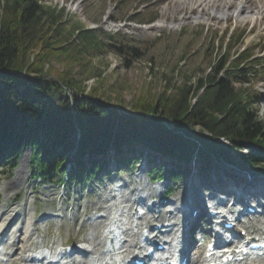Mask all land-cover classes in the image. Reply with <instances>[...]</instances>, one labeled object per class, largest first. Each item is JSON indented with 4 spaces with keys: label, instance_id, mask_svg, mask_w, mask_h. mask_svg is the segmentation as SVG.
<instances>
[{
    "label": "trees",
    "instance_id": "1",
    "mask_svg": "<svg viewBox=\"0 0 264 264\" xmlns=\"http://www.w3.org/2000/svg\"><path fill=\"white\" fill-rule=\"evenodd\" d=\"M70 20L64 9L38 0H0L1 161L14 166L11 156L29 146L37 177L62 180L59 157L50 158L52 150H46L49 144L42 137L69 144L68 137L78 128L81 151L108 148L119 141H147L177 158L198 148L201 159L216 154L232 160L236 151L241 167L264 168V152L237 149L243 145L264 147V123L257 111L260 96L249 85L259 61L252 59L251 49L230 58L229 51L240 42L241 33L228 37L223 55L211 58L213 41L196 56L192 48L200 32L185 31L188 39L178 55L174 57L172 50L166 54L171 75L163 74L158 90L134 92L130 101L120 104L119 113L109 102L104 105L95 97L107 79L104 69L88 67L86 77L97 76L100 85L87 92L71 73H83L91 58H103L109 52L115 51L128 61L127 56H140L155 43L133 44L120 33L105 36L101 30L90 31ZM222 41L217 43L219 47ZM164 52L148 59L162 60L168 53ZM181 60L188 65L181 66ZM55 61L65 64L57 75L50 73ZM175 74L181 75V82L175 80ZM65 90L73 91L72 105ZM100 168L93 165L90 171L97 173Z\"/></svg>",
    "mask_w": 264,
    "mask_h": 264
},
{
    "label": "rangeland",
    "instance_id": "2",
    "mask_svg": "<svg viewBox=\"0 0 264 264\" xmlns=\"http://www.w3.org/2000/svg\"><path fill=\"white\" fill-rule=\"evenodd\" d=\"M39 1L64 9L69 14L70 21H78L80 24L90 28L98 27L105 34L115 33L118 30L124 37L131 38L134 41L131 42L133 44L137 41H146L149 44L153 41L155 43L153 47L150 45V49L140 56H127L129 58L128 61H125L120 54L114 51L109 52L103 58H91L83 73L73 70L74 73H71V76L77 81L76 83L79 86H85V92H87L91 87L98 88L100 85L97 82L99 81L97 76L86 77L89 72L87 70L88 67L104 69V75H107V79L99 87L95 97L105 103L109 102L112 106L125 105L128 100L130 101L133 93L140 89L150 88L152 91L158 90L164 82L163 74L171 75L169 71L171 61L166 54H169V51L172 50L174 51V57L178 55L177 53L180 52L183 44L188 39L186 32L192 33L195 31L201 33L196 38V43L192 48V53L196 56L201 54L200 52L211 40L216 42L223 35H226L227 38L232 31H242V41L231 49V55L237 54L247 43L248 38L253 36V41L248 46H253L255 54L262 56L264 59V19L257 18L259 12L257 8L246 10L238 15V11L232 13L231 7L228 9V15L222 17L220 15L219 17V14H215L214 11L220 10L221 4L217 5L216 3L204 6L202 4L198 5L199 3L196 0L193 2L192 0ZM241 1L235 0L234 4ZM118 22L123 24V26L117 28L115 25ZM155 23H159L161 27H149V25L152 26ZM227 42L228 40L224 39V45ZM162 51L168 52H164L165 57L162 60L161 58H157L155 61L148 59L150 55L161 53ZM218 53V50L212 52L211 58L217 57ZM186 65H188V62H182L181 66L185 67ZM50 68V73L57 75L56 72H61L65 69V64L55 61ZM94 69L93 71H96ZM157 69L160 72H157ZM257 75L264 79V71ZM191 78V81H194L195 76ZM175 80L181 82V75L175 74ZM252 87L256 92H259L262 99L264 96V81L256 82ZM258 111L261 118L264 119V102ZM75 140L76 136L73 135L71 141L75 142ZM30 153L29 147L23 148L15 159L16 167L12 171H9L3 165L0 166V210L11 205L13 208L24 210L25 215L29 217L32 211H35L36 216L45 212L65 211L67 217L77 212L79 216L75 217L71 222H68L69 220L64 214L65 219L63 221L56 220L40 229V231L44 229V232L40 233L38 240L42 239L47 244L63 241L68 244L76 243L83 237H88L94 231V227L98 228L97 232L94 231L95 234L102 233L103 229L100 225L98 227L97 223L82 227L78 223L79 220H83L85 217L84 210L94 211L98 207L107 206L102 201L104 198L110 197L112 189L111 186H107V189L102 190L107 183L105 181V183L101 184L99 181L103 176L102 173L94 177L92 182L86 186L75 185L76 183L70 181L65 186L43 185L40 181L33 179L34 166L30 162ZM18 170L19 177L17 175ZM257 173L264 175L262 169L258 170ZM137 174L136 168L132 171L123 167V170L116 178L119 177L121 179V185L138 189L139 187L135 181L137 179L135 175ZM16 176L17 180L15 179ZM10 180L13 182L14 180L19 181L20 187L18 190L12 191L10 188H4L5 184L9 183ZM184 187L181 181L176 182L169 200H174L179 195L184 197L186 190ZM159 197H162L161 193ZM64 201H68V203L63 206L62 202ZM6 210L9 211V209ZM149 216L150 219H155L156 214ZM163 222L164 220L159 221L160 224H163ZM154 223H157V221H154Z\"/></svg>",
    "mask_w": 264,
    "mask_h": 264
},
{
    "label": "bare ground",
    "instance_id": "3",
    "mask_svg": "<svg viewBox=\"0 0 264 264\" xmlns=\"http://www.w3.org/2000/svg\"><path fill=\"white\" fill-rule=\"evenodd\" d=\"M194 0H192L193 2ZM197 3H199L198 5L202 4V5H212V4H216L220 5L221 4V9L218 11H214L215 14H219V17L221 15L225 16L229 14L228 9L232 7V13H235V11H238V15L241 12H244L246 10H252L254 8H257L259 10L258 12V17L257 18H261L264 19V0H242L240 3L234 4L235 0H196ZM195 1V3H196ZM189 3V2H188ZM187 3V4H188ZM186 4V5H187ZM213 9V8H212ZM211 10V9H209ZM216 10V9H215ZM235 16V15H234ZM150 27V26H149ZM151 27H161V25L159 23H155L154 25H152ZM150 27V28H151ZM19 169V168H18ZM142 174V173H141ZM18 177H19V170L17 173ZM138 183H145V178L141 175H138ZM226 177H228L227 174H225ZM17 180V176L15 178ZM235 181V180H232ZM259 180H255V181H250V182H244L241 183L242 186L244 187V189L246 190V192H248L249 194H253L256 192V187L259 183H257ZM20 187V183L19 181H15L14 182L12 180H10L9 183H6L4 188L5 189H12V191H16L18 190ZM215 188V186H213ZM11 191V192H12ZM7 192V191H6ZM9 192V191H8ZM154 194H159L160 192L157 190L153 191ZM231 193V192H230ZM227 193V194H230ZM120 194V201L119 203H121L123 205L122 208L125 209V207H127V210H132L133 206L135 205V200L141 201L143 200L144 197H146L145 193L139 191V189H135V188H129L127 186H123L121 189L119 188V192L117 193V195ZM132 194H135V198L134 200L132 199ZM183 195H179L176 199V201H180L183 198ZM99 203V202H97ZM117 204L116 203H112V205L109 208V212H111V210H116L117 209ZM161 206H163L164 208L166 207L164 204H162ZM168 208H171L173 210H175L174 208H172L171 206H169ZM154 208L151 207L149 208V210L147 211L148 213H151L149 211H152ZM166 209V208H165ZM173 210H165L168 212H164L161 211L160 213H158L157 215V219L159 220H163L162 218L164 217V215H170L172 214V212H174ZM118 211V210H116ZM24 213V210L22 211H17L15 215H13L12 213H9L8 210H4L3 212L0 213V221L1 220H5L2 223H0V242H2V244L4 245V251H6L8 249V253L14 252V256L15 258L18 260V264H28L30 263L29 261H25L26 258H31V257H37L38 254H35L36 252H33L30 248L26 247L27 245H25V243L27 242V240L29 239V236H33V235H37L39 232V228L36 226L35 221L34 222H30V221H23L22 225H24V227H27L28 229V233H23L22 235H20V237L15 238L14 236L12 237V239L10 240H4V237L6 236L7 231L9 232H13L14 228H13V222L17 219L20 218ZM34 214V212H33ZM14 219V220H13ZM116 217L114 215H112V217L110 216V218H106V222L103 225V237L100 240V243H102L103 240L105 239H109V238H118L119 240H123L122 242V251L120 252H126L129 249H132L131 251H135V250H139V247L141 246L140 244L144 242V233H142V231H138V223L141 222L143 219H140L139 222H131L130 225H133V228L135 229V231L133 229H131V232L126 234L127 232V223L128 222H124L123 225H117L116 223ZM178 219L177 214L175 212L173 219H168L167 222H170V225H172L173 227L176 225V220ZM7 221V222H6ZM9 222L11 224H9ZM197 223V222H194ZM247 224L246 227L242 226L241 230H247L249 231L250 229L253 231V233L260 231L262 233V235H264V221H261L259 219H248V221L246 222ZM99 227V226H98ZM97 230V229H94ZM88 240L94 241V237H88ZM173 246L171 248V250L167 253L164 254L165 256V260H167V262H170V260H172L173 258V254L175 252V249L178 248L176 246L179 245V242L177 241V237H174L173 239ZM38 243V242H37ZM53 244V243H52ZM97 245L99 243H96ZM107 245V246H106ZM106 246V247H105ZM107 248L105 250H113V246L110 244L105 243V245L102 248ZM109 250V251H110ZM59 252H56V254L58 255ZM35 254V255H33ZM99 258H91L90 261L88 262V264H120L119 260L120 257L119 256H112L111 253H104V251H100L99 252ZM49 256H45V258L47 259ZM198 258L196 259L195 264L198 262ZM35 262H32V264H34ZM84 264V263H82ZM250 264H264V260H260V261H253Z\"/></svg>",
    "mask_w": 264,
    "mask_h": 264
}]
</instances>
